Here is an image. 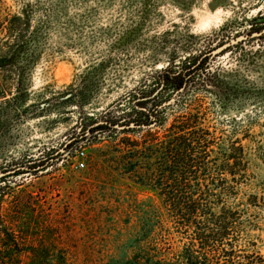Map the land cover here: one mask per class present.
<instances>
[{
  "label": "rangeland",
  "instance_id": "rangeland-1",
  "mask_svg": "<svg viewBox=\"0 0 264 264\" xmlns=\"http://www.w3.org/2000/svg\"><path fill=\"white\" fill-rule=\"evenodd\" d=\"M0 1L6 12L14 13L27 0ZM159 1L30 0L38 6L33 24L41 23L42 28L37 48L39 58L30 75L34 101L64 91L86 66L94 65V74L100 77L98 91L83 110L98 112L124 97L142 80L148 83L150 71L164 65L162 57L152 49L160 44V39L153 37L172 29V24L178 26L167 36L168 40L176 37L190 42L184 34L187 27L193 34H203L200 39L203 42L207 33L226 24L229 36L239 41L249 28V20L257 15L264 18V0H192L188 11ZM54 4L58 8L51 18ZM105 27L109 30L102 29ZM124 29L132 30L130 39L119 43ZM213 67L226 70L222 78L248 94V98L231 102L225 111L210 95L202 96L208 124L229 134L233 123L228 120L241 117L236 136H246L241 139L244 162L241 176L251 185L243 186L236 199L228 200L239 222L231 231V240L236 244L237 255L244 256L253 248L264 258V38L242 42L232 52L217 57ZM191 94L186 95V100ZM126 107L123 103L120 109ZM179 108L168 111L170 117ZM61 111L28 120L0 137V177L4 175L1 169L12 173L22 163L38 162L49 156L60 158L36 174L9 176L0 183V224L5 226L17 220L19 207L25 203L34 211L38 231L46 227L58 231L57 242L62 243L69 258L77 264L129 260L139 250L138 242L140 250L145 247L141 240L142 217L149 210L158 212V202L151 192L121 178L110 163L101 160V154L113 151L107 147L109 140L90 145L79 140L69 147V138L79 132V128L72 127L83 117L79 114L82 111L76 107ZM112 111L116 114L119 110L112 108ZM222 144L219 141L218 146ZM213 149L207 160H221L223 149ZM81 150L84 167L77 169ZM250 194H256L257 206L245 204ZM238 201L239 206L234 207ZM169 232L165 245L158 242L155 260H166L186 241L184 230L169 228ZM154 234L163 238L167 231L155 229ZM51 239L38 235L31 242L39 247L49 245Z\"/></svg>",
  "mask_w": 264,
  "mask_h": 264
},
{
  "label": "trees",
  "instance_id": "trees-1",
  "mask_svg": "<svg viewBox=\"0 0 264 264\" xmlns=\"http://www.w3.org/2000/svg\"><path fill=\"white\" fill-rule=\"evenodd\" d=\"M165 2L187 11L192 6V0L159 1ZM35 8L37 4L30 0L14 13L6 12L0 5V137L28 120L76 107L83 117L72 127L79 128V132L69 138L67 145L71 147L79 140L89 145L109 140L107 147L113 151L101 154V160L110 163L121 178L151 192L159 210H145L142 217L141 240L146 244L143 250L138 242L139 250L129 260H116L113 264H264V258L253 248L244 256L237 255L236 244L231 240V231L239 222L228 200L236 199L243 186L251 185L241 176V139L246 137L236 136L241 117L228 120L233 125L230 133L225 134L208 124L202 99L203 95H210L225 111L231 102L248 98V94L222 78L226 70L213 67V63L244 41H261L264 18L257 15L249 20V28L239 41L229 36L226 24L207 33L203 42V34H193L187 27L184 34L190 42L176 37L168 40L167 36L178 26L172 24V29L153 37L160 39V44L152 49L162 57L164 65L150 71L149 82L144 79L124 97L98 112H88L83 109L93 102L100 79L94 74V65L86 66L64 91L34 101L30 75L39 58L37 48L42 37L41 23L33 24ZM57 8L56 4L51 7V18L56 16ZM131 31L124 29L119 43L127 42ZM189 93L192 96L186 100ZM123 103L126 109H120ZM174 107L180 108L170 117L168 111ZM112 108L120 113L114 114ZM219 141L222 146H218ZM213 147L223 149L221 160H207ZM59 159L49 156L38 162L22 163L12 173L1 169L4 175L0 183L9 176L36 174ZM239 204L235 202L234 207ZM245 204L257 206L256 194H250ZM18 213L17 220L5 226L0 224V264H77L57 242L58 231L51 227L38 231V221L29 205L22 204ZM169 228L184 230L186 241L166 260H155L156 246L158 242L166 244L171 234ZM155 229L166 230V236L155 237ZM38 235L52 241L35 247L31 240ZM251 245L254 247L255 242Z\"/></svg>",
  "mask_w": 264,
  "mask_h": 264
},
{
  "label": "built area",
  "instance_id": "built-area-1",
  "mask_svg": "<svg viewBox=\"0 0 264 264\" xmlns=\"http://www.w3.org/2000/svg\"><path fill=\"white\" fill-rule=\"evenodd\" d=\"M83 156H84V152L83 150L81 151H78V159H77V162H76V168L77 169H82L84 167V162H83Z\"/></svg>",
  "mask_w": 264,
  "mask_h": 264
}]
</instances>
